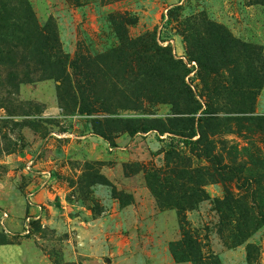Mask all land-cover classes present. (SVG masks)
Returning a JSON list of instances; mask_svg holds the SVG:
<instances>
[{"label": "rangeland", "instance_id": "1", "mask_svg": "<svg viewBox=\"0 0 264 264\" xmlns=\"http://www.w3.org/2000/svg\"><path fill=\"white\" fill-rule=\"evenodd\" d=\"M0 15V264H193L174 255L182 227L205 264H264V226L234 246L216 209L227 196L253 206L257 178L264 196V123L247 120L264 118V87L242 114L225 90L235 80L210 79L190 55L212 25L264 48V0H0ZM189 117L216 119L220 163L175 135L128 131L171 119L185 129ZM181 166L203 179L194 210L149 186Z\"/></svg>", "mask_w": 264, "mask_h": 264}, {"label": "trees", "instance_id": "2", "mask_svg": "<svg viewBox=\"0 0 264 264\" xmlns=\"http://www.w3.org/2000/svg\"><path fill=\"white\" fill-rule=\"evenodd\" d=\"M4 19L0 15V20ZM211 36H200L195 42V50L190 52L192 61H197L201 67V72L203 74L220 78V81L230 79L235 80L234 85H229L225 90H231L234 92V96L240 99L239 103H242L244 113L242 114H254L255 112V101L259 95L260 89L264 87V48L248 45L235 40L232 35L224 27L217 25L209 26L208 33ZM123 51V50H121ZM151 68V67H150ZM131 69V68H130ZM129 69V70H130ZM153 76H157L158 71L152 67ZM189 71H187L188 73ZM136 74V73H135ZM227 74V76H226ZM137 76L144 77L146 73L137 72ZM148 81H144L142 89L146 90L150 84ZM210 82V80H209ZM209 82L205 83L207 88H209ZM157 87V85H154ZM183 86L188 87L186 84ZM94 86H91L93 90ZM161 90H165L166 94L170 96L172 89H175L173 86L168 87H157ZM168 89L169 92H168ZM192 95V94H191ZM182 98L177 100L181 102ZM238 103V104H239ZM175 104V103H173ZM237 110L238 108L234 105ZM242 107L240 109L242 110ZM202 104H198L195 99L191 100V104L188 105L189 114H196L202 110ZM212 106L207 105L204 110L205 114L212 113ZM175 124L169 128L165 125V122L158 121L161 124L157 125L156 121H152V124L149 122H134L135 124H140L141 126L135 127L130 131L131 136H136L138 134H148L151 131H157L160 136L165 134L175 135L182 141L185 140V145H193L196 147L204 146L202 156L211 163H220L221 157L215 156L212 152L213 142L209 141V131L208 124L212 123L216 119L214 118H202L199 119L198 123L195 117H189L185 121L188 122V126L185 129H182L179 124L176 125V121L180 119H171ZM250 121H261L264 123V118L249 116L247 119ZM119 123H125L124 120H119ZM229 121V120H228ZM182 122V121H180ZM198 124V125H197ZM162 125V126H161ZM199 126V127H198ZM100 130L96 129V132ZM101 137L106 138L105 135L99 134ZM197 136H200L196 141H194ZM107 139V138H106ZM109 140V139H107ZM111 140V139H110ZM109 140V141H110ZM172 146V145H171ZM169 147V146H167ZM160 150V153H166L168 157L175 161L174 147H170L169 150ZM182 159H179L181 161ZM178 165V164H176ZM180 165V164H179ZM182 167V166H181ZM200 169L195 171L196 178H199V181L195 183L194 175L185 168H175V178L166 177L161 178V174L156 172L153 176V187L149 186L153 194H157L156 198L158 200L172 199L171 205H176L177 208L182 211L186 209L194 210L198 208L201 202L207 198V195L200 190L199 183L203 180L200 174ZM182 182V183H181ZM262 180L256 179V182L253 186H257L256 197L251 202L250 205L247 200L244 198L233 199L229 196L223 201L216 200V209L219 210L221 214V222H219V228L221 229L222 234H232L236 240L234 246L245 244L246 241L257 231H259L264 226V212L257 215L256 211L264 209V196L260 195L262 193ZM196 187V190L194 187ZM181 194V195H180ZM163 196V197H162ZM160 203V202H159ZM185 218V216H183ZM185 220V219H183ZM183 230V239L179 242L178 245H184L180 253L179 250L174 252L175 258L179 262L183 261H192L193 264H205L201 259V253L199 252V247L197 243L193 241V238L188 232H186L185 227H182ZM175 249H178L176 247ZM255 250L253 245H247V256L248 260L253 259L252 251ZM197 251L199 253H197ZM201 260V261H199Z\"/></svg>", "mask_w": 264, "mask_h": 264}]
</instances>
